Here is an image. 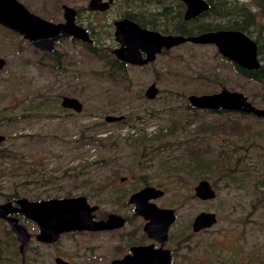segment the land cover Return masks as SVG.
<instances>
[{
  "label": "rangeland",
  "instance_id": "374dc122",
  "mask_svg": "<svg viewBox=\"0 0 264 264\" xmlns=\"http://www.w3.org/2000/svg\"><path fill=\"white\" fill-rule=\"evenodd\" d=\"M18 1L51 23L63 22L64 6L74 8L76 24L88 31L92 43L64 39L53 52H42L0 25V58L5 60L0 116L10 119L0 124L6 137L0 149L11 157L0 158V203L15 190L30 201L82 196L99 208V217L128 215V196L143 179L149 185L164 182L167 195L158 205L179 209L182 219L200 209L217 216L196 240L203 244L199 264H264V119L193 109L189 102L192 95L226 89L264 109V80L240 72L215 46L190 42L144 67L119 64L111 51L113 23L125 18L161 35H181L179 0H119L103 13L88 11L90 0ZM223 1L224 11L209 10L189 25L191 36L229 26L240 31L249 23L254 30L249 36L264 39V0ZM151 85L157 92L149 98ZM64 97L75 98L83 109H63ZM107 116L125 119L106 122ZM17 166L21 169L14 177L3 176L4 167ZM200 169L217 192L203 207L188 198L183 184L192 186L188 175ZM23 225L38 233L36 226ZM110 241L77 234L44 246L33 238L22 257L9 225L0 221V264H54L59 254L83 264L82 253L101 264L96 258Z\"/></svg>",
  "mask_w": 264,
  "mask_h": 264
},
{
  "label": "water",
  "instance_id": "95a60500",
  "mask_svg": "<svg viewBox=\"0 0 264 264\" xmlns=\"http://www.w3.org/2000/svg\"><path fill=\"white\" fill-rule=\"evenodd\" d=\"M114 0H90L88 9L92 11H105L109 3ZM186 5L185 20H192L201 14L208 12L210 6L204 0H181ZM64 22L51 23L31 13L18 0H0V25L16 35L30 42L42 52H53L56 43L63 39L74 38L81 41H89L87 30L76 24V12L71 7H63ZM115 37L121 45L114 51V55L121 61L132 65H142L154 60L155 55L162 49H171L185 43L200 45H213L226 59L236 63L246 70H257L260 64L257 59V45L247 35L235 30L208 31L196 36L184 37L180 35H161L156 31L142 29L128 19L115 23ZM146 52L147 57L141 60L138 49ZM5 65V60L0 58V71ZM157 91L151 85L147 96L152 98ZM193 109H207L216 112L231 111L242 112L264 119V109L253 106L247 98L239 92H230L226 89L210 95L189 97ZM63 105L74 108L77 112L82 110V105L75 98L64 97ZM123 116H107L106 122H119ZM6 141V137L0 134V146ZM199 197L204 200H212L215 192L207 181L201 182L196 188ZM163 195L162 191L152 187L145 188L134 194L130 203L135 204L136 212L147 220L148 230L158 224L159 217L165 216L168 220L166 226L173 220L172 210H160L154 204L149 203ZM97 207H91L86 198L71 197L64 199H51L30 201L25 198L0 203V219L10 225V230L16 235L20 244L19 250L30 240V234L19 224L14 216L21 215L35 222L39 227L36 239L43 243H55L61 234L74 231H97L118 228L123 225L124 219L117 215H109L106 221H95L93 213ZM216 217L212 213H201L194 221L195 231L212 227ZM137 259L136 251L133 257H127L113 264H133ZM58 264H65L61 259H56ZM169 264V260L164 263Z\"/></svg>",
  "mask_w": 264,
  "mask_h": 264
},
{
  "label": "flooded vegetation",
  "instance_id": "af4514ba",
  "mask_svg": "<svg viewBox=\"0 0 264 264\" xmlns=\"http://www.w3.org/2000/svg\"><path fill=\"white\" fill-rule=\"evenodd\" d=\"M103 1H108V0H103ZM115 1H119V0L112 1L111 3H109V6L111 7V4ZM179 1L183 4V21H182L183 23L182 24L193 23L195 20H197L201 16L200 15V16L192 19V20H185L184 15H185V11H186V5L184 4L183 1H181V0H179ZM209 6H210V4H209ZM109 8H107L103 12H106ZM210 8H209V10H210ZM86 9L90 12H95V11L89 10L88 5H87ZM75 12H76L75 17H77V15L79 13L77 12V10H75ZM97 12L103 13L102 11H97ZM121 20H123V19H121ZM75 21H76V18H75ZM63 22H64V9H63ZM63 22H60V23H63ZM116 22L117 21H115L113 23V27H114L113 37H114V40L116 43V46L111 50L113 55H114V51L121 47V45L119 44V42H117L116 37H115V30H116L115 23ZM138 26L142 29H147L141 25H138ZM239 32H241V31H239ZM87 33H88V31H87ZM167 35H171V34H167ZM180 36H183V35H180ZM184 37H190V36H184ZM67 39H74V38H67ZM250 39H252V38H250ZM74 40H76V39H74ZM83 42L85 44H91L92 43L90 38H89V41H86V42L83 41ZM178 46H180V45H178ZM178 46H175V47H178ZM168 50H170V49H162L160 53L155 55V58L153 61L148 62L146 64H142V65H132L130 63H126V62L119 60L115 55H114V57L119 64L122 63V64L132 65V66H136V67H144V66H147L150 63L154 62L157 55L162 54L164 51H168ZM138 52L141 54V60H145V58L147 57L146 52L143 51L141 48L138 49ZM257 59H258V62L260 64L261 61L259 60V56H258V46H257ZM234 64L237 66L238 69H241L245 72L247 71L248 73L258 72V71H261L263 68V65H260L259 69L250 71V70L242 69L236 63H234ZM4 67H5V65H4ZM61 106L65 110L76 111L74 108L64 106L63 105V98L61 99ZM234 113L245 114L242 112H234ZM124 119H125V117H124ZM0 148H1V146H0ZM203 172H204L203 169H200V170H198L197 175H193L194 177H192V175H188L190 177L189 179H191V182L193 183L192 186L187 187L186 182L183 183L184 188H186L187 190L190 191V196L188 198H192L193 201L200 203L201 204L200 207H203V204L206 201H211V200H204L201 197H199L197 190H196V188L198 187V185L201 182L207 181L203 177L204 176ZM198 173L202 174V175H200L201 177L198 176L199 175ZM144 180L145 179H143V183H144L143 186L136 188V189H133L132 192L128 196L126 204H128L129 206L132 207L131 209H129L128 215H118V214L110 213V214L104 215L103 217H99L98 216L99 208L97 206H92L88 203L91 207H97V210L93 213V215L95 217L94 218L95 221H106L108 219V216L111 214L122 217L124 219V223L122 226H120L118 228L107 229V230H97V231L65 232V233L60 235L57 242L49 244V243L39 242L36 239V236L39 234V227L35 222H33L32 220H29V219H27L21 215L14 216L16 219H18L19 224L22 225L27 230V232L30 234V240L24 246L22 252H20V250H19L20 244L17 241L16 235L14 234L16 241L19 244V247H18L19 255L24 257V255L27 251V246L30 243V241H32L33 238L35 239V241L38 244H41L44 246H51V245H55V244L59 243L63 237H67V236L71 237L72 235H77V234H82V235L87 234V235H91V236L100 235L102 237H106V242L111 240L108 244H106V242H105L106 245L104 246V248L102 250L101 256L96 258L97 260L101 261V264H103L104 262H107L109 264H113L114 262L122 261L127 257H133L135 254V251H136L137 259H135L132 262L133 264H158V263H164V262H166V260H169V264H199L198 263L199 256L203 255V244L200 241L197 242L196 240L200 236L204 235V232L206 230L210 229L211 227L208 229H202V230L196 232L195 228H194V221L199 214L205 212L204 209H200L199 211H194V214H192L191 216L185 215L182 219V218H180L179 209H175V208H173L171 206H167V205H158L156 203L157 201H159L160 199L164 198L167 195L166 190L164 188V185H165L164 182H162L160 184L149 185ZM125 181H126V177L120 178L121 183H124ZM171 181H172V179L170 178V182ZM210 186H211L212 190L215 192V197H214V199H215L217 192L211 184H210ZM148 187H152L155 190L163 192V195L161 197L154 199V200H151L149 203L154 204L160 210H172L173 211V217H174V220L167 226H166V222L168 219L165 216L159 217V220H158L159 223L155 224L151 228L150 231L148 230V223L150 222V219L147 220L142 215H138L136 212L135 204L130 203V199L134 194H137L141 190L148 188ZM122 196H123V198H125L124 194H122ZM37 201H39V199H37ZM206 213H212V212H206ZM212 214H214L216 217V222H215V224H216L217 223V216L215 213H212ZM0 221L5 222L4 220H1V219H0ZM25 221L36 226L38 233L35 235H32L28 231V229L23 225V223ZM134 221H137V222H134ZM5 223L8 224L7 222H5ZM9 227H10V225H9ZM94 248L97 249L96 247H94ZM87 251L93 252V254L96 252V250H90L89 248H87ZM87 255H90V254L88 253ZM84 256L85 255H83V253H82L81 258H83V260L86 261L83 264H94V261H90L91 257L85 258ZM58 258L61 259L62 262L65 264H74L69 259L65 258V256H63L61 254L56 255L54 257V259H53L54 264H58L56 262V259H58ZM93 258H95V257H93Z\"/></svg>",
  "mask_w": 264,
  "mask_h": 264
},
{
  "label": "trees",
  "instance_id": "16d2710c",
  "mask_svg": "<svg viewBox=\"0 0 264 264\" xmlns=\"http://www.w3.org/2000/svg\"><path fill=\"white\" fill-rule=\"evenodd\" d=\"M225 4L226 3L223 0H220L217 3L216 2L213 3L212 1H210V5H211L210 11L214 12V11L218 10L219 12H222V11H224ZM242 9L243 10H242V13H241V17H244V19H246V17H249V16H247L246 12L244 11V8H242ZM190 24H192V23H184V24H182L181 29H180V34L181 35H183V36H191V35H193L194 32H193V29H191L189 27ZM232 28H233V26H229L226 30H232ZM240 31L245 33L247 36H249V35H251L253 33L254 30H253L252 27H250L249 23H246L245 27L243 29H241ZM250 38H252V37H250ZM254 41H255V43L258 46L259 59L264 64V39H261L258 36V37H256V40H254ZM239 71L241 72L243 70L239 69ZM247 76L252 78V79H254V80H264V65H263V68H262L261 71L249 73V74H247ZM9 120L10 119H6V117H4V116H0V124L6 123ZM3 153H4V150L0 149V158H2V159H4V158L11 159L10 155H3ZM20 163H22V162H20ZM20 169H21L20 166H17L15 168V170H13V168H10V167H4V169L1 172L3 173V176L12 175L14 177L15 174H17V172ZM4 198H5L6 202H9V201H13L15 199L20 198V195H19L18 191L15 190V191H13V193L5 195ZM2 254H3V252H2V249H1V245H0V258L2 256Z\"/></svg>",
  "mask_w": 264,
  "mask_h": 264
}]
</instances>
